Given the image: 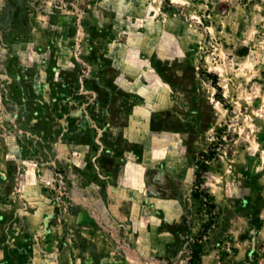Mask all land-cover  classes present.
<instances>
[{"label":"rangeland","instance_id":"374dc122","mask_svg":"<svg viewBox=\"0 0 264 264\" xmlns=\"http://www.w3.org/2000/svg\"><path fill=\"white\" fill-rule=\"evenodd\" d=\"M115 63H142L171 92L147 123L160 141L132 149L146 209L104 228L83 177L131 148L81 117L82 79ZM210 147L202 262L264 264V0H0V264H188L211 216L193 197Z\"/></svg>","mask_w":264,"mask_h":264},{"label":"crops","instance_id":"0c3cea01","mask_svg":"<svg viewBox=\"0 0 264 264\" xmlns=\"http://www.w3.org/2000/svg\"><path fill=\"white\" fill-rule=\"evenodd\" d=\"M82 82L88 87L92 100L81 113V117H90L93 122L98 119L97 123L103 127L104 121L108 120L109 123L104 130L121 133L123 141L131 148L130 152L124 151L114 157L117 170H107L103 166H98L94 169L90 180L83 177L86 182L92 181L94 187L91 191L92 205H86L85 210L105 228L106 226L101 222L110 220L113 212H116L119 218L126 216L130 211L140 213L138 216L140 217L146 209L147 162L138 160L135 150L132 149L140 147L143 152L144 148L155 145L156 136L152 133V126L149 127L147 124L154 118L150 110L160 108V105L167 100L166 95L171 91L151 68L142 63L138 66L115 63L114 68L97 66L91 78H83ZM149 101L151 103H148ZM84 129L87 130L86 125L83 124L80 130ZM157 140L160 141V138L158 137ZM73 147L81 151L84 149V144L78 138H74ZM80 187L76 194L86 197L85 188ZM16 226L19 231H23L19 233L22 237L24 232L34 230L36 223L22 222ZM27 234L29 235L25 233L24 236H28ZM123 256L125 257L126 254Z\"/></svg>","mask_w":264,"mask_h":264},{"label":"trees","instance_id":"16d2710c","mask_svg":"<svg viewBox=\"0 0 264 264\" xmlns=\"http://www.w3.org/2000/svg\"><path fill=\"white\" fill-rule=\"evenodd\" d=\"M217 153L214 147H210L209 150L201 151L199 156L203 158L202 160L196 161L197 171L195 172L194 178V189H193V197L197 200H200L205 206L210 207V220L203 224L202 232L199 236L195 237L194 240L190 243V257L188 260V264H203L202 257L204 255L203 248V238L206 236L208 230L214 225V210L216 208L215 203L211 200V195L208 192H204L202 190V186L204 184L203 178L205 174L209 171V162L214 160ZM205 196L208 200L203 198Z\"/></svg>","mask_w":264,"mask_h":264}]
</instances>
